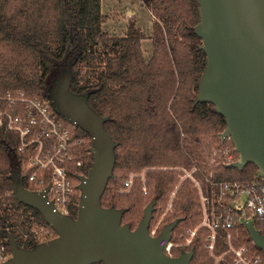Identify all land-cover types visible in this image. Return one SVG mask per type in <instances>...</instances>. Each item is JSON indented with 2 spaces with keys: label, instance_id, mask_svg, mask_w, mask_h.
Returning a JSON list of instances; mask_svg holds the SVG:
<instances>
[{
  "label": "trees",
  "instance_id": "trees-1",
  "mask_svg": "<svg viewBox=\"0 0 264 264\" xmlns=\"http://www.w3.org/2000/svg\"><path fill=\"white\" fill-rule=\"evenodd\" d=\"M143 1L162 23V26L153 23V54L148 62L143 57L138 29L129 26L126 37L116 39L100 30L104 22L101 0H0V90L21 89L46 100L50 86L61 77L65 79V74H71L70 92L85 96L91 109L106 118L104 127L116 144L113 175L107 182L101 205L122 209L121 222L131 229L137 227L150 201L155 200L156 204L152 220L168 207L179 171L157 168H190L195 160L205 161L201 149L207 139L218 147L227 142L221 140L225 118L214 111V105L207 101L194 104L206 65L201 39L194 31L199 22L197 1ZM99 41L106 50L103 66L95 80L80 82V64L96 68L97 55L91 44ZM75 133L89 139L76 150L79 165L70 164V176L77 180L78 175L87 173L92 157L91 136L79 128H75ZM228 143L233 147L232 142ZM17 144L15 135L0 132V238L5 239L11 233L21 247L32 249L36 243H24L18 226L26 231L23 223L29 214L41 220L42 216L36 208L17 202L13 195V181L20 174L22 160ZM146 168L149 170L145 172L144 184L138 178L130 192L120 191L130 173L138 174ZM211 169L218 180L243 181L258 172L252 163H247L243 170L230 166ZM232 169L239 172V177H224ZM22 183L33 191L25 178ZM143 188L147 193H143ZM197 199L191 182L180 183L163 227L175 219L178 225H196ZM203 234L199 230L191 247L183 250L192 252L190 264L215 262L203 247L200 238ZM245 243L264 260V251L251 243L247 231L242 230L234 244L239 247ZM225 250L219 242L214 253L220 255ZM230 261L228 255L218 264H231Z\"/></svg>",
  "mask_w": 264,
  "mask_h": 264
},
{
  "label": "water",
  "instance_id": "water-1",
  "mask_svg": "<svg viewBox=\"0 0 264 264\" xmlns=\"http://www.w3.org/2000/svg\"><path fill=\"white\" fill-rule=\"evenodd\" d=\"M196 1L199 22L194 31L201 39L206 65L194 104L210 102L225 118L221 139L229 138L238 155L228 166L243 170L252 163L258 169L257 177H264V0ZM63 84L58 100L50 96L52 85L46 100L58 115L91 136L90 166L85 175L77 176L76 216L59 212L45 191L24 188L19 174L12 185L15 199L36 208L56 236L28 249L8 233L10 257L0 264H190L192 252L171 257L163 251L177 219L165 225L157 237L149 234L155 200L144 207L135 229L121 222L122 209L101 205L113 175L116 144L104 127L106 118L91 109L85 96L72 94L68 82ZM245 227L263 252L264 233L250 223Z\"/></svg>",
  "mask_w": 264,
  "mask_h": 264
},
{
  "label": "built area",
  "instance_id": "built-area-1",
  "mask_svg": "<svg viewBox=\"0 0 264 264\" xmlns=\"http://www.w3.org/2000/svg\"><path fill=\"white\" fill-rule=\"evenodd\" d=\"M0 132L15 135L17 138V152L22 156L19 173L26 179L28 186L33 191H45L47 199L62 214H76L80 189L78 179L70 176V164L79 165L76 150L88 143V137L77 136L75 127L69 122L65 123L49 101L28 95L21 89L0 90ZM226 140L230 141L229 138ZM201 150L206 156L205 161L195 160L190 168L159 167L163 170L179 171V181L170 195L171 200L166 211H172L171 202L183 181L192 183L199 203L198 225L192 229L185 228L187 236H180L178 242L174 241L171 234V240L165 245L164 253L175 257L179 252L191 247L195 234L202 230L204 234L200 238L203 247L207 249L208 255L214 258L215 264L223 261L228 255L231 264H264L263 257L251 252L246 243L239 247L234 244L239 232L246 231L247 223L259 233H264V177L258 178L256 173L252 178L243 181L215 179L214 171L208 167L209 151L215 155L212 166L225 167L237 160L235 149L228 144L218 148L207 139ZM134 177L130 175L125 182L127 187H130ZM140 179L144 184V172L140 173ZM143 192L147 193L146 188H143ZM42 220L29 214L28 220L23 223L28 229L25 231L18 226L20 238L24 243L32 241L38 244L56 236L54 230ZM34 222L47 225L50 231L45 234L33 232L31 224ZM158 225L154 229L149 228L152 237H157L161 232L162 229ZM52 233L53 236L50 237ZM5 241L6 238H0V262L10 257ZM219 242H222L227 250L215 255L214 250ZM161 244H164V241H161Z\"/></svg>",
  "mask_w": 264,
  "mask_h": 264
},
{
  "label": "rangeland",
  "instance_id": "rangeland-1",
  "mask_svg": "<svg viewBox=\"0 0 264 264\" xmlns=\"http://www.w3.org/2000/svg\"><path fill=\"white\" fill-rule=\"evenodd\" d=\"M100 12H102V14L104 15V22L101 24V27H100V30H102L103 33L108 34V36L112 39L124 38L127 35L128 27L133 26L134 29H138L141 32L142 39L140 41V46H141L145 61L148 62L151 59L152 54H153V46H152V39H153V34H154L153 23L159 22L161 26H162V23L156 17V15L152 11H150V9L146 7L143 0H101ZM91 50L93 53H96L97 55L96 60L94 62V65L96 68L87 67V65L85 64H80L79 65L80 82H82L83 80H88L89 82H92L93 80H95L97 77V73L99 72L100 68L103 66L104 54L106 50L104 49L102 42L99 41L98 43L91 44ZM108 50L109 49H107V51ZM111 56H113V54H111ZM228 142L229 141L225 142L223 146L225 147V145L227 144L230 145ZM214 145L215 144H213V146ZM223 146H219L218 148H221ZM211 153L212 152L209 151V156L207 158V160L209 161V164H208L209 169L213 165L212 159L213 157H215V155ZM212 167H215V166H212ZM157 169H160V168H157ZM148 170L149 169L146 168V170H143L140 173L142 172L145 173ZM216 171H219V170L217 169ZM140 173L138 174L130 173L128 178L125 180V182L129 179L130 175L135 176L133 179V182L135 179H138V178L140 179ZM239 175H240L239 172L233 169L230 171H226L224 173V177L226 176L230 178H236V177H239ZM177 177L179 178V175H177ZM125 182H124L125 188L121 189L120 191L123 193H128L130 192L132 188L133 182L130 185V187H127L125 185ZM28 188L30 187L28 186ZM170 200L171 198L169 199V203H170ZM198 208H199V203H198ZM168 212L171 213L170 211H166L165 209L164 212L156 213L154 220H152L150 229H154L158 224H159L158 226L163 228V225H162L163 220L167 218V216H169V214L167 216L164 214H167ZM198 223H199V217H198ZM198 223L196 225L192 224V227L189 226V224L187 223L179 224L178 227L174 229V232L172 233L173 235L172 238H174L175 242L180 241L181 239L180 236H183V237L187 236V234L185 233L186 231L185 228L192 229L196 227ZM31 225H33L31 227L33 229V232L36 231L39 234H45L50 231V228L47 225L41 224L39 222L37 223L34 222ZM52 236H53V233L50 237Z\"/></svg>",
  "mask_w": 264,
  "mask_h": 264
},
{
  "label": "flooded vegetation",
  "instance_id": "flooded-vegetation-1",
  "mask_svg": "<svg viewBox=\"0 0 264 264\" xmlns=\"http://www.w3.org/2000/svg\"><path fill=\"white\" fill-rule=\"evenodd\" d=\"M70 75L71 74H68V75L65 74V79H62V77H61V78H59V81H56V83L52 85V87L49 90V93H50V96L52 97V99H54V100H58L59 99L58 93H59L60 89H62L61 85H64L63 83L67 84ZM64 121H67V120L64 119ZM67 123H68V121H67Z\"/></svg>",
  "mask_w": 264,
  "mask_h": 264
},
{
  "label": "crops",
  "instance_id": "crops-1",
  "mask_svg": "<svg viewBox=\"0 0 264 264\" xmlns=\"http://www.w3.org/2000/svg\"><path fill=\"white\" fill-rule=\"evenodd\" d=\"M227 138H225L224 140H226ZM222 140V139H221ZM226 141H229V140H226ZM224 142V141H223ZM231 142V141H230Z\"/></svg>",
  "mask_w": 264,
  "mask_h": 264
}]
</instances>
